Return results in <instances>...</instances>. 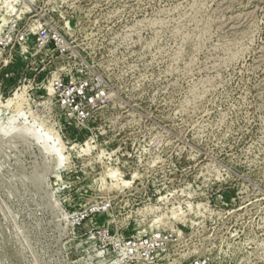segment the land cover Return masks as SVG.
<instances>
[{"label":"rangeland","instance_id":"rangeland-1","mask_svg":"<svg viewBox=\"0 0 264 264\" xmlns=\"http://www.w3.org/2000/svg\"><path fill=\"white\" fill-rule=\"evenodd\" d=\"M5 35L0 264H146L119 243L158 232L155 264H264V0H0ZM78 68L83 123L49 89Z\"/></svg>","mask_w":264,"mask_h":264},{"label":"built area","instance_id":"built-area-1","mask_svg":"<svg viewBox=\"0 0 264 264\" xmlns=\"http://www.w3.org/2000/svg\"><path fill=\"white\" fill-rule=\"evenodd\" d=\"M23 20H13L10 28H24ZM35 50L38 52L45 48H53L56 54L63 55L67 51L65 39L57 32L49 34L41 25L35 27ZM28 30V28H24ZM20 31L17 41L24 44L27 41L28 32ZM8 37L0 36V48L8 46ZM76 77L64 79L60 76L53 77L49 83V89L55 96L59 108L65 117L76 119L83 123L91 117L93 110L106 100L107 93L97 76L86 78L82 68L75 70ZM175 241L172 232H158L146 239L127 240L119 243V249L123 253L122 260H132L136 256L144 257L146 264H155L157 257L168 250V246ZM188 264H209L208 258L198 257Z\"/></svg>","mask_w":264,"mask_h":264},{"label":"bare ground","instance_id":"bare-ground-1","mask_svg":"<svg viewBox=\"0 0 264 264\" xmlns=\"http://www.w3.org/2000/svg\"><path fill=\"white\" fill-rule=\"evenodd\" d=\"M9 7H11V9H13V5L12 6H9ZM3 132H1V134H2ZM26 136V135H25ZM9 138V137H8ZM15 139H16V137H15ZM17 139H19V138H17ZM6 140V139H5ZM54 149V148H53ZM55 150V149H54ZM46 153V152H45ZM36 187V186H35Z\"/></svg>","mask_w":264,"mask_h":264}]
</instances>
